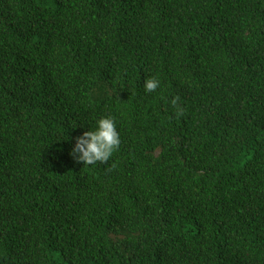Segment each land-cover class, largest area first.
Wrapping results in <instances>:
<instances>
[{
	"label": "trees",
	"instance_id": "trees-1",
	"mask_svg": "<svg viewBox=\"0 0 264 264\" xmlns=\"http://www.w3.org/2000/svg\"><path fill=\"white\" fill-rule=\"evenodd\" d=\"M0 264H264V0H0Z\"/></svg>",
	"mask_w": 264,
	"mask_h": 264
},
{
	"label": "clouds",
	"instance_id": "clouds-1",
	"mask_svg": "<svg viewBox=\"0 0 264 264\" xmlns=\"http://www.w3.org/2000/svg\"><path fill=\"white\" fill-rule=\"evenodd\" d=\"M156 77H146L144 89L146 92H153L159 86ZM176 103L175 100L172 101ZM120 144L119 133L116 129L115 121L111 116H103L95 122L94 129L83 132L76 139V143L71 150L73 155L84 164H93L97 161L104 162L109 159L112 153Z\"/></svg>",
	"mask_w": 264,
	"mask_h": 264
}]
</instances>
